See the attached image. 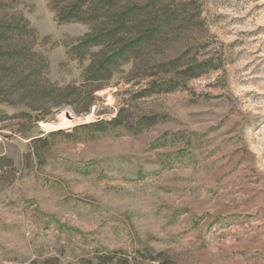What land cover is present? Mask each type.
<instances>
[{"label": "rangeland", "instance_id": "1", "mask_svg": "<svg viewBox=\"0 0 264 264\" xmlns=\"http://www.w3.org/2000/svg\"><path fill=\"white\" fill-rule=\"evenodd\" d=\"M0 1L48 60L33 84L82 85L73 47L93 25L60 21L72 0ZM116 1L165 33L89 114L9 104L29 94L0 80V264H264V0ZM103 109L122 122L81 126Z\"/></svg>", "mask_w": 264, "mask_h": 264}, {"label": "trees", "instance_id": "2", "mask_svg": "<svg viewBox=\"0 0 264 264\" xmlns=\"http://www.w3.org/2000/svg\"><path fill=\"white\" fill-rule=\"evenodd\" d=\"M13 2L8 4L12 5ZM116 2L118 1L97 3L94 0H72L66 1L60 8L58 16L61 22L79 21L93 25L91 32L79 38V42L73 47L72 55L79 62L88 59L89 64L82 85L68 84L60 88L52 82L44 83L51 86L48 89L45 85H39L41 70L47 65L48 60L42 53L33 50L29 40L36 30L23 11H14L13 7L0 1V74H2L0 80L4 82L7 78L8 83L7 92L3 87L0 90H5L9 95L29 94L18 96L19 101L7 99V102L17 104L25 102L26 98L28 99L25 102L26 106L33 111L37 110L40 103L50 110L69 104L77 114H89L93 107H98L102 99L97 92L110 85L111 78L122 64L126 62L132 64L129 72L131 75L140 72L144 68L142 64L146 59V48L156 46L162 41L165 23L157 21L154 14L152 15L151 7L136 8L126 4L122 9L112 10L114 6L117 8ZM129 35L134 36L128 37ZM95 47L97 50H93ZM175 64L171 62L168 67L164 65V70H171ZM8 78H12V81H8ZM33 80L34 82L37 80L39 84H33ZM148 92L144 91L143 96ZM104 110L97 111L96 121L81 126L105 130L108 126H116L122 122V110L111 119L101 118ZM23 114L33 118L28 111ZM35 119L49 120L45 115H36Z\"/></svg>", "mask_w": 264, "mask_h": 264}, {"label": "water", "instance_id": "3", "mask_svg": "<svg viewBox=\"0 0 264 264\" xmlns=\"http://www.w3.org/2000/svg\"><path fill=\"white\" fill-rule=\"evenodd\" d=\"M67 117H68L69 119H72V118H73V116L70 115L69 113L67 114Z\"/></svg>", "mask_w": 264, "mask_h": 264}]
</instances>
